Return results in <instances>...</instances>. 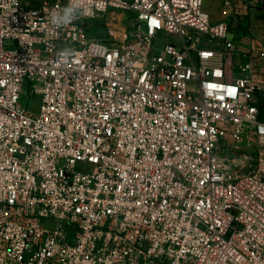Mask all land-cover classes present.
<instances>
[{"label": "built area", "instance_id": "built-area-1", "mask_svg": "<svg viewBox=\"0 0 264 264\" xmlns=\"http://www.w3.org/2000/svg\"><path fill=\"white\" fill-rule=\"evenodd\" d=\"M69 2L0 0V264H264V78L234 66L232 19L74 0L54 26Z\"/></svg>", "mask_w": 264, "mask_h": 264}, {"label": "rangeland", "instance_id": "rangeland-1", "mask_svg": "<svg viewBox=\"0 0 264 264\" xmlns=\"http://www.w3.org/2000/svg\"><path fill=\"white\" fill-rule=\"evenodd\" d=\"M25 3L29 5H37L42 0H23ZM221 7V8H220ZM204 9L212 10L213 12L221 9V13L225 14V7L222 2L218 0H205ZM117 19L114 20L110 14V20L121 26L118 27L120 29H125L128 26L135 12L132 11H123L118 10L116 12ZM232 27L230 28V32L228 37L235 38L236 44L245 51H239L238 54L234 55V66L238 67L244 64L246 61L251 60L253 65L252 74L257 78H264V10L260 8H252L249 9V12L246 13H235L232 14ZM98 27H91L89 34L91 36L101 37L105 34L107 27H105V23L98 22L96 23ZM164 37H168V35L163 34ZM161 37L154 41V50L152 54L160 53L161 49L164 47L166 39ZM237 74V72L235 73ZM36 98V97H35ZM259 106L264 110V98L258 97ZM22 101L28 105V100L23 96ZM241 147L245 150H248L252 147V144L245 140ZM233 155V152H231Z\"/></svg>", "mask_w": 264, "mask_h": 264}, {"label": "clouds", "instance_id": "clouds-1", "mask_svg": "<svg viewBox=\"0 0 264 264\" xmlns=\"http://www.w3.org/2000/svg\"><path fill=\"white\" fill-rule=\"evenodd\" d=\"M79 6L70 0L69 4L60 11H54L50 16L51 23L56 27L66 26L81 15Z\"/></svg>", "mask_w": 264, "mask_h": 264}, {"label": "crops", "instance_id": "crops-1", "mask_svg": "<svg viewBox=\"0 0 264 264\" xmlns=\"http://www.w3.org/2000/svg\"><path fill=\"white\" fill-rule=\"evenodd\" d=\"M207 11L210 12V14L212 16V19L215 22L220 21V20H224V19H228V17H229L228 11H226V10H225L226 11L225 14L221 13V9H219L216 12H213L212 10H209V9H207ZM248 12H249V9L246 10V11H241L239 14H241V13H246L247 14ZM213 44H215V43H213ZM236 72H238V69L236 70Z\"/></svg>", "mask_w": 264, "mask_h": 264}]
</instances>
